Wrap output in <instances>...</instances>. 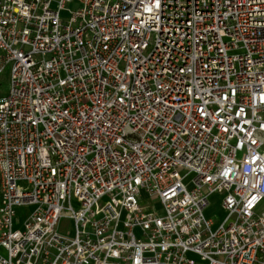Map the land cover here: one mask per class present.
I'll return each instance as SVG.
<instances>
[{
  "label": "built area",
  "instance_id": "2783aa9c",
  "mask_svg": "<svg viewBox=\"0 0 264 264\" xmlns=\"http://www.w3.org/2000/svg\"><path fill=\"white\" fill-rule=\"evenodd\" d=\"M7 66L0 264H264V0H0Z\"/></svg>",
  "mask_w": 264,
  "mask_h": 264
},
{
  "label": "rangeland",
  "instance_id": "374dc122",
  "mask_svg": "<svg viewBox=\"0 0 264 264\" xmlns=\"http://www.w3.org/2000/svg\"><path fill=\"white\" fill-rule=\"evenodd\" d=\"M63 16V15H62ZM9 89V66L6 67L5 71L0 75V95H5ZM180 173H183L180 170ZM222 198L220 194H213L208 198V207L206 208L204 215L206 218L210 219L214 226H217L225 217V211L222 208ZM145 199V197H144ZM149 199V198H148ZM149 201L155 202V198L149 199ZM79 204L73 200L72 207L78 209ZM31 209V207H21L16 209V218L14 219L13 226L15 229L21 228V223L25 219L26 214ZM59 232L62 234H71L72 224L68 218L63 217L60 220Z\"/></svg>",
  "mask_w": 264,
  "mask_h": 264
}]
</instances>
